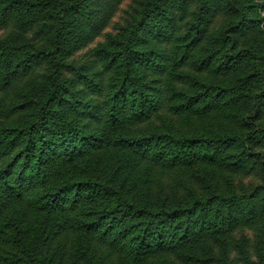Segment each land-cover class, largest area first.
<instances>
[{"label":"trees","instance_id":"obj_1","mask_svg":"<svg viewBox=\"0 0 264 264\" xmlns=\"http://www.w3.org/2000/svg\"><path fill=\"white\" fill-rule=\"evenodd\" d=\"M70 1L58 4L59 13L56 15L59 24L52 27V40L55 39L57 52H63L80 35L93 38L95 32L100 35L103 30L100 26L93 28L92 33L88 28L85 31L83 28L78 30L82 25L78 17L80 10L84 16L93 14L91 9L84 10L81 7L83 2L89 6L91 0H83L78 4L77 1ZM189 1L192 6L197 2L193 23V27L198 30L196 34L205 29L213 9L226 5V9L239 17L236 25L229 26L219 36L218 40L221 43L223 41L225 46L210 54H203V63H210L221 70L242 65L247 59L250 72L241 85L218 90V87L204 84L178 110L185 114L195 112L198 116L206 115L208 110L215 109L226 97L228 102L224 106L230 103L231 108H240L241 132L211 131L195 134L194 138L178 139L170 134L158 135L154 129H150L144 136L132 137L127 132L131 120L141 122L154 110L159 111L164 104L160 99L161 88L156 86V82L147 87L134 74L141 66V62L137 63L136 60H143L142 57L147 54L137 47L141 39L144 41L141 36L152 23H156L157 31L162 19L172 18L164 9L166 2L185 5L183 8L186 9ZM14 4L17 2L12 0L7 6L6 22H9V17L15 18V13L10 12ZM34 5L31 3V6ZM144 5V11L129 29L126 44L121 46L122 62L114 69L116 75L109 83H104L101 71L80 75L76 81L70 82L71 86L82 83L78 84L82 85L81 89L72 90L73 100L70 102L65 92L67 81H56L55 74L58 71L55 70L52 78L50 76V85L40 92L42 98L47 96V100L37 109L33 119L28 121V115L25 116V126L17 134L7 130L0 135V254L5 256L7 264H54L53 258L49 259L47 253L51 241L73 229L79 230L82 235L71 253L73 264H80L91 254L88 246L93 239L97 240L98 245L106 246L109 256L121 249L136 260L149 255L179 254L185 263H195L198 238L202 240L211 235L223 234L228 225L241 220L259 221L264 214V204L258 206L254 202L258 197L264 200V153L253 150V145H264V124L257 122L264 102V55L254 47L224 50L228 48L227 43L233 37L236 38V34H245L243 26L253 22L249 21L248 14L256 5L245 4L242 0H147ZM197 36L193 39L194 44H198ZM161 39L159 34L157 41ZM23 48L10 46L8 42L0 46L1 90H6L11 82L18 79L36 78L40 64L50 56L46 51L34 54ZM190 48H185L184 52L190 51ZM260 48L264 49V46L260 44ZM163 50L158 46L150 57L154 55L162 59L166 53ZM4 56L8 57L7 62L3 60ZM111 61L110 66L113 65V59ZM4 62L6 68L2 69ZM170 65L168 73L173 75L174 66ZM81 70L85 71L83 67ZM44 78L42 74L41 79ZM167 83L172 86L171 82ZM246 85L251 86L233 98V92ZM105 86L109 87L107 95ZM252 87L254 92L251 91ZM104 96V105L100 106L99 99ZM239 96L243 97L238 100ZM245 100L250 102V108L242 111ZM230 145H236L242 153L245 151L256 158L263 184L241 198H226L212 187L213 191L207 196L193 193V198L189 200L180 197L179 205L174 209L166 206V202L154 207L142 198L131 197H120L115 206H110L111 199L116 196L115 184L111 181L102 183L88 178L79 181L61 175L59 169L64 163L76 162L101 149L114 147L118 152L114 174L117 184L121 181L125 183V179L138 171L142 163L151 166L156 162L179 171L181 175L190 168L188 183H192V180L200 182L191 168L197 164L215 163L214 159L222 148ZM232 165L238 168L241 163ZM136 180L138 183L133 186L135 190H144V185L151 182L144 178L140 184ZM241 199L248 200L252 206H242L239 203ZM228 201L242 208L236 218L232 214L227 219L224 217L223 206ZM88 206L94 208L86 209ZM66 237H62L61 243L66 244L63 241ZM85 238L89 239L88 243H85ZM7 244H16L18 253L8 251ZM60 247L62 250L65 246ZM189 249L194 250V253L186 258L185 252ZM255 264H264V256Z\"/></svg>","mask_w":264,"mask_h":264},{"label":"rangeland","instance_id":"obj_2","mask_svg":"<svg viewBox=\"0 0 264 264\" xmlns=\"http://www.w3.org/2000/svg\"><path fill=\"white\" fill-rule=\"evenodd\" d=\"M11 1L0 0V46L8 42L10 46L24 47V51L34 54L46 51L50 56L40 64L36 78L33 79L31 76L28 79H18L11 82L6 90L0 89V135L7 130L11 134H17L25 126L23 123L25 116L28 115V121L33 119L37 109L47 100V96L42 98L40 92L50 85V76L52 78L55 70L58 71L55 74L56 81H67L65 92L70 102L73 100L72 90L75 88L78 91L82 88V85H78L82 83L71 86L70 82L76 81L80 75L101 71L102 80L104 83H109L116 75L114 69L122 62L121 46L126 44L129 29L144 11L146 6L144 3L147 0H91L89 6L83 2L82 9H91L93 14L89 13L92 15L84 16L80 10L78 17L82 20V25L78 27V30L83 28L85 31V28H88L92 33L93 28L97 26L103 30L100 35H96L95 32L93 38L86 35L76 37L63 52H57L55 49L52 27L59 24L56 15L59 13L58 4L66 3L67 0H14L17 4L11 7L10 12L15 13V18L9 17V22H6L7 6ZM72 1H77L76 4H78L83 0H71L69 3ZM242 2L256 5L248 14L249 21L253 22L243 26L245 34L238 36L236 34V38L233 37L231 42L227 43L228 48L224 50L254 47L256 50L260 49L264 55V49L260 48V44L264 46V0H242ZM31 3L35 5L31 6ZM196 4L197 2L192 6L189 1L184 9L185 5L166 2L164 9H167L170 18L174 20L172 18L162 19L160 25H157V31L155 30L156 23H152L141 36L146 43L141 39L137 47L141 48V52L146 51L147 54L142 57L143 60H136L137 63L141 62V66L134 74L147 87L156 82V86L161 88V91L159 90L160 99L162 98L164 104L159 111L154 110L148 118L141 122L131 120L127 126V132L132 137L144 136L150 129H154L158 135L170 134L178 139L179 137L194 138L195 134L211 131L233 132L237 130V133L241 132L239 128L240 108L234 107L233 109L230 103L224 106V103L228 102L226 97L225 101L219 102L215 109L208 110L206 115L198 116L195 112L185 114L178 110L187 100L195 96L204 84L218 87V90L241 85L250 72L247 59L242 65L237 64L231 69L221 70L210 63H203L205 59L201 57L203 54H210L213 50L225 46L223 41L221 43L218 40L219 36L229 26L236 25L239 17L236 13L226 9L228 8L226 5L213 9L205 29L196 34L198 30L193 27L197 13ZM93 22L95 25H87ZM159 34L162 39L157 41ZM195 36L199 37L198 44L193 42ZM158 46L166 52L162 59L154 55L150 57L157 51ZM189 47H191L190 51L184 52V49ZM112 59L113 65L110 66ZM3 60L7 62L8 57L4 56ZM56 61L63 66L61 67ZM5 62L3 67L1 66L2 69L6 68ZM170 64L174 66L173 75L168 73L171 70ZM82 67L85 71L81 70ZM42 74L45 75L44 79H41ZM167 82H171L172 86H169ZM250 86L246 85L234 91L233 98L247 91V87ZM105 88L107 95L109 87L105 86ZM251 91L254 92L255 89L252 87ZM242 97L239 96L238 100ZM105 99V96L99 99L100 106L104 105ZM249 104L250 102L245 100L241 106L242 111L248 110ZM260 110L257 122L264 124V102ZM253 150L264 153V145H253ZM117 157L118 152L114 147L109 150L101 149L76 162L62 164L59 168L60 174L74 177L79 181L86 178L102 183L111 181L115 184L116 196L111 199L110 206H115L120 197H131L140 200L142 198L154 207L166 202V206L174 209L178 207L180 197L189 200L193 198V193H198V196H207L213 191L212 187L226 198L235 196L241 198L263 184L256 158L245 151L242 153L236 145L222 148L220 154L214 159L215 163L213 161L211 162L213 164L209 165L197 164L191 168L196 178L200 179V182L192 180V183H188L191 175L190 168L184 170L181 175L179 171L156 162L151 166H145L142 163L138 171L125 179V183L121 181L117 184L114 179L116 164H118V161H115ZM237 162L241 165L238 168L233 167L232 164ZM147 168L150 170L145 172ZM144 178L151 180L150 183L144 185V190L133 189L134 184L138 183L136 179L142 184ZM254 202L258 206L264 204L261 197L256 198ZM239 203L249 208L252 206L246 199H241ZM231 204L233 203L228 201L223 206L226 219L229 214L236 218L242 212L241 206ZM92 208L94 207L88 206L86 209ZM263 226L264 214L259 221L241 220L236 224L228 225V229L223 234L211 235L202 240L198 238V256L195 263L188 264L257 263L264 256ZM64 236H67L63 239L66 244L61 243ZM81 236L79 230L73 229L62 234L60 238L53 239L47 249L48 258H53L54 264H73L71 253L82 239ZM84 241L88 243L89 239L85 238ZM91 243L88 246L91 254L86 256L80 264H187L179 254L149 255L142 260H136L127 252H123L124 250L119 249L115 255L109 256L106 254V246L98 245L96 239L91 240ZM60 245H64V249L61 250ZM6 248L10 252L18 253L16 244H7ZM193 253L194 250H187L186 258L192 256ZM0 264H7L5 256L1 254Z\"/></svg>","mask_w":264,"mask_h":264}]
</instances>
